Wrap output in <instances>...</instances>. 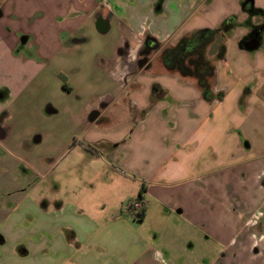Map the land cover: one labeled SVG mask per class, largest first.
<instances>
[{"label": "crops", "instance_id": "crops-1", "mask_svg": "<svg viewBox=\"0 0 264 264\" xmlns=\"http://www.w3.org/2000/svg\"><path fill=\"white\" fill-rule=\"evenodd\" d=\"M261 11L264 0H16L0 5V100L5 95L13 103L30 92L45 96L41 113L51 119L59 109L49 94L65 77V93L91 98L65 108L76 114L68 122V138L81 136L70 152L97 159L88 162L96 167L87 168L73 161L61 202L30 204L3 192L0 264H118L116 252L131 240V219L144 223L155 201L163 214L164 208L179 209L200 222L204 189L210 201L202 220L211 221L207 226L214 238L230 251L237 234L231 226H244L245 218L264 206V52L254 53L253 64L240 47L262 29ZM8 12L24 18L22 24L40 18L35 44L21 41L33 49L30 57L16 55L21 43L4 33L12 31L2 25ZM55 19L61 20L57 26ZM206 29L218 33L208 58L216 68L213 90L224 93L222 101L207 102L195 80L169 73L143 53L148 37L166 48ZM260 34L263 43L264 30ZM253 80L250 91L246 87ZM2 110L0 104L1 131L6 129ZM127 113L128 120L119 122ZM44 133L38 130L27 141L37 136V146L42 145ZM140 194L145 217H127L122 209ZM237 204L240 211L229 213ZM241 246L244 252L258 251L257 257L264 253V241L255 248L250 236ZM133 257L132 264L140 263Z\"/></svg>", "mask_w": 264, "mask_h": 264}, {"label": "rangeland", "instance_id": "rangeland-1", "mask_svg": "<svg viewBox=\"0 0 264 264\" xmlns=\"http://www.w3.org/2000/svg\"><path fill=\"white\" fill-rule=\"evenodd\" d=\"M15 3L16 0H0V5H3V7ZM13 16L14 14L8 12L5 22H2L3 28L8 25L12 29L11 32L5 30L4 33L10 40L14 38L15 41L20 43L22 41L25 45L32 44L33 46L36 38L35 25L40 19L39 16L23 24L20 22L24 18L18 20L14 19ZM15 18L18 17L15 16ZM60 21V19H55L54 25L57 26ZM260 22L264 24V11H261ZM261 30H264V25ZM1 32L3 31H0V37L3 35ZM65 39L66 37L63 40ZM80 39L83 38L76 37V40ZM93 40L95 41L96 38L94 37ZM259 42H261V39ZM23 43L15 51L16 55L25 58L30 57L29 54L32 53L33 49H28ZM256 52H264V41L259 44L255 51L246 53L249 54L253 64H256L257 61L254 57ZM159 55L160 53L153 52L147 56L153 58L155 64H158L160 63ZM59 82L63 85L62 76L58 78L57 87L51 88V94H49V97L59 109V112L51 119L48 118V115L41 113L40 106L42 100L46 98L45 96L30 92L27 98H20L13 103H8V96L5 95L0 100V104L3 105L4 109L2 111L6 116L4 120L6 129L0 130V198L5 196L4 191H9L19 202L25 198L30 204H33V200L44 203H55L56 200L61 202L64 198L60 195V190L67 185V170L73 161L80 168L96 167L95 165H89L88 162H95L97 159L89 156L82 158L74 151L70 152L72 146L80 144L75 139L80 140L81 136L77 134L72 138H68V122L70 123L71 118L75 117L76 114L65 109L70 104L78 107L83 106L91 98L81 99L65 93L62 90L64 87L60 86ZM254 84L255 81L253 80L246 88H250L251 91ZM50 87L54 86L50 85ZM252 103L254 101H249V104ZM125 105H128V103ZM7 106H9L8 109H6ZM47 113L51 112L47 110ZM128 118V113L126 116L120 114L119 122L128 120ZM248 121L250 122V120ZM242 122L246 126L247 122L245 120ZM38 130L42 133L45 132L46 135V141L39 146H37V136H34V140L27 141L28 136L33 137V134ZM54 136L64 139L65 142L60 144L61 141H57L54 144ZM66 138L71 140L66 142ZM54 151L55 153H53ZM96 165L101 167L102 162H98ZM201 195L205 200L202 199L203 204L200 206V211L203 209L208 215L210 194L206 193L204 189ZM126 206L127 204L121 211L124 214ZM205 207L207 208L205 209ZM150 208L151 214L144 223L139 224V222L130 220L131 223L128 225L131 229V240L122 245L116 252L115 258L119 262L118 264H132L134 261L133 254L138 258L140 262L138 264H152L153 259L155 260L153 264H264V253H260V256L257 257L258 251L244 252L241 246L246 236L251 237L255 248H258L260 241H264V206L254 209L245 218L244 226H238L237 223L231 226L234 233L237 234L230 251L228 246L221 240L214 238L213 230L207 226V222L211 221L202 220L203 214L201 213L204 212L203 210L198 214L197 221L200 222H196L193 217L181 214L179 209L173 211L164 208V214L159 212V207L155 201L150 204ZM185 209V211H188L187 208ZM232 210L238 213L240 211L238 204L233 208L230 207L228 209L229 213ZM190 211L192 212V209ZM256 216L258 217L256 224L254 222L248 228L249 221ZM239 235V239H236ZM126 245L128 256L125 258ZM75 264L79 263L75 262Z\"/></svg>", "mask_w": 264, "mask_h": 264}, {"label": "trees", "instance_id": "trees-1", "mask_svg": "<svg viewBox=\"0 0 264 264\" xmlns=\"http://www.w3.org/2000/svg\"><path fill=\"white\" fill-rule=\"evenodd\" d=\"M217 34V31L208 29L198 31L183 37L175 46L166 48H161L156 39L148 37L145 40L143 53L147 55L153 52L160 53L159 61L169 73L195 80L207 102L222 101L225 97L224 93L215 94L213 90L216 68L212 60L208 58V49L215 42ZM223 52L224 49L220 51L219 58L222 57ZM62 78L63 87L67 90L66 80L63 76ZM135 201L142 202V194ZM135 201L127 204L125 215L143 220L146 205L143 204L140 210H136L133 207Z\"/></svg>", "mask_w": 264, "mask_h": 264}, {"label": "water", "instance_id": "water-1", "mask_svg": "<svg viewBox=\"0 0 264 264\" xmlns=\"http://www.w3.org/2000/svg\"><path fill=\"white\" fill-rule=\"evenodd\" d=\"M259 39L258 37H255L253 40L249 42H244L240 45L241 48L245 49L246 51L252 52L255 51L259 47Z\"/></svg>", "mask_w": 264, "mask_h": 264}, {"label": "built area", "instance_id": "built-area-1", "mask_svg": "<svg viewBox=\"0 0 264 264\" xmlns=\"http://www.w3.org/2000/svg\"><path fill=\"white\" fill-rule=\"evenodd\" d=\"M143 204H145L144 201H142V202L135 201V202H133V207H134L136 210H140V209H141V206H142ZM257 218H258V217L256 216L254 219L250 220V221H249V226H252L251 224L254 223V222H255V224H256V222H257ZM255 224H253V225H255Z\"/></svg>", "mask_w": 264, "mask_h": 264}, {"label": "flooded vegetation", "instance_id": "flooded-vegetation-1", "mask_svg": "<svg viewBox=\"0 0 264 264\" xmlns=\"http://www.w3.org/2000/svg\"><path fill=\"white\" fill-rule=\"evenodd\" d=\"M255 37H258L259 41L261 39V34L260 31H256L253 34H251L247 39H245L243 42H249L251 40H253Z\"/></svg>", "mask_w": 264, "mask_h": 264}]
</instances>
